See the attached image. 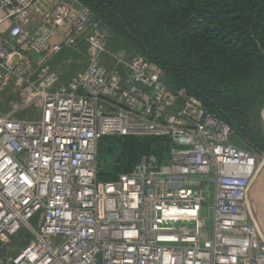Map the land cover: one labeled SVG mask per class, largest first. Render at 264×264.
I'll return each mask as SVG.
<instances>
[{
    "label": "built area",
    "instance_id": "2783aa9c",
    "mask_svg": "<svg viewBox=\"0 0 264 264\" xmlns=\"http://www.w3.org/2000/svg\"><path fill=\"white\" fill-rule=\"evenodd\" d=\"M4 23L0 60L16 55L19 75V45L48 56L83 40L91 51L65 83L41 69L23 102L0 115V244L31 236L9 264H264L249 194L257 162L222 119L140 55L101 62L109 33L79 0H0ZM29 105L38 116L18 118ZM106 135L167 138V160L142 156L100 180Z\"/></svg>",
    "mask_w": 264,
    "mask_h": 264
},
{
    "label": "trees",
    "instance_id": "16d2710c",
    "mask_svg": "<svg viewBox=\"0 0 264 264\" xmlns=\"http://www.w3.org/2000/svg\"><path fill=\"white\" fill-rule=\"evenodd\" d=\"M79 1L135 55L154 62L172 89L184 88L264 152V0ZM168 146L164 137L103 136L98 155L113 159L115 173L98 170V178L113 180L143 155L160 158Z\"/></svg>",
    "mask_w": 264,
    "mask_h": 264
},
{
    "label": "rangeland",
    "instance_id": "374dc122",
    "mask_svg": "<svg viewBox=\"0 0 264 264\" xmlns=\"http://www.w3.org/2000/svg\"><path fill=\"white\" fill-rule=\"evenodd\" d=\"M8 23H4L0 29L5 30ZM106 29L104 25H101ZM108 30V29H107ZM19 51L24 52L23 56L27 62V69L25 74L19 75L16 69L17 56L13 55L8 61L0 60V115L6 113L14 102L22 103L26 95V87L28 83L36 82L42 75L41 69L46 71L52 70L56 73L55 85L66 82L72 74L78 70L83 69L88 60L91 51L83 40H79L72 48L65 51H60L56 54L37 55L32 52L25 51L23 45L17 47ZM135 51L130 45L118 37L114 32L109 30L108 39L106 41V49L99 54V59L108 67H114L118 59H127L135 55ZM21 77V81H20ZM18 118L34 119L38 116V110L33 105L18 111L16 113ZM261 117L264 124V108L261 112ZM230 142L238 147L245 148L254 154L257 169L252 176L250 186V202L254 211L259 217V211L262 212V217L259 219L264 222V152L259 153L256 149L251 147L248 143L241 140L235 133L231 134ZM167 153H164L160 158L153 155H146L149 163H163L167 160ZM144 156V155H143ZM97 163L99 173L103 175H114L113 159L108 155H98ZM256 195V202L253 205V197ZM262 198V201L260 200ZM261 202L260 206L258 205ZM202 216L205 217L206 228L211 227V216L203 207L201 210ZM263 218V219H262ZM31 222L37 226L36 220L33 218ZM262 223V222H261ZM264 228V226H263ZM12 248H18L25 241H30L31 236L27 232H21L13 239Z\"/></svg>",
    "mask_w": 264,
    "mask_h": 264
},
{
    "label": "crops",
    "instance_id": "0c3cea01",
    "mask_svg": "<svg viewBox=\"0 0 264 264\" xmlns=\"http://www.w3.org/2000/svg\"><path fill=\"white\" fill-rule=\"evenodd\" d=\"M36 23H37V18L34 20V21H32L27 27L29 28V29H32V28H34L35 27V25H36ZM66 49H68V48H65V49H63L62 51H65ZM79 71V70H78ZM77 72V71H76ZM76 72H74L72 75H74ZM71 77V76H70ZM65 83V82H64ZM59 84H62V83H59ZM250 194V193H249ZM253 197V205H255V202H256V195H254V196H252ZM255 198V199H254ZM264 198V197H263ZM260 200L262 201V198H260ZM255 201V202H254ZM260 204H261V202H259V206H260ZM259 213V217L260 218H258V216L256 215V214H254V211H253V214H254V217H255V219L257 220V222H258V225H259V229H260V231H261V233H262V235H263V237H264V228H263V226H264V222H263V220L262 221H260L259 219H261V217H262V212L261 211H259L258 212ZM263 219V218H262ZM262 222V223H261ZM14 238H12L11 239V241L9 242V243H7V244H0V264H9V261H10V258H11V256L21 247V245L18 247V248H12L11 247V244L12 243H14L13 240Z\"/></svg>",
    "mask_w": 264,
    "mask_h": 264
}]
</instances>
